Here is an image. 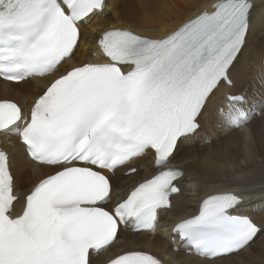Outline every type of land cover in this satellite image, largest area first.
<instances>
[{
    "label": "snow or ice",
    "instance_id": "obj_1",
    "mask_svg": "<svg viewBox=\"0 0 264 264\" xmlns=\"http://www.w3.org/2000/svg\"><path fill=\"white\" fill-rule=\"evenodd\" d=\"M106 0H0V78L52 76L28 111L0 99V133L53 171L17 194L10 157L0 150V264H95L122 226L154 231L184 173L169 166L181 145L203 135L201 117L230 76L252 27L253 0H214L162 38L112 27L97 38L100 58L57 69L79 46L81 28ZM225 93L222 128H240L252 109ZM264 107V103H261ZM152 155L159 169L113 203L117 171ZM111 173L109 176L106 174ZM233 192L207 194L173 231L198 255L216 260L248 248L264 224L240 214ZM17 205H20L19 210ZM109 264H163L128 249Z\"/></svg>",
    "mask_w": 264,
    "mask_h": 264
},
{
    "label": "bare ground",
    "instance_id": "obj_2",
    "mask_svg": "<svg viewBox=\"0 0 264 264\" xmlns=\"http://www.w3.org/2000/svg\"><path fill=\"white\" fill-rule=\"evenodd\" d=\"M253 2L256 5L247 43L230 72L234 84L222 86L215 93L201 117L203 135L182 144L170 161L185 171V179L177 183L181 191L171 196L168 213L159 211V229L132 232L130 228L122 227L116 244L101 253L95 264L106 262L115 253L128 249L143 250L159 257L168 255L172 258L169 264H264V233L237 254L206 260L186 253L182 243L177 244L178 251H172L168 238L170 229L164 222L167 215L178 218L186 215L187 211H194L205 195L225 191L238 193L241 200L251 203V210L259 208V213L254 215L255 221L264 224V188L259 186L264 184V180H260L264 178V107L260 106L264 103V0ZM212 3L214 0H106L104 13L92 17L81 28L75 54L57 69V73L66 71L72 64L99 59V56H92V52L97 53V38L106 29H130L140 35L162 38ZM52 78L37 77L20 83L0 79V99L15 100L27 111L32 100ZM224 91L245 92L248 98V107L253 111L249 122L240 128H222L217 123V111L223 106ZM4 136L9 140L7 150L19 195L53 170L31 161L17 137ZM129 167H135L137 172L125 175L126 169H121L115 174L113 203L126 198L137 181L158 171L150 153L136 159ZM19 207L17 205V209Z\"/></svg>",
    "mask_w": 264,
    "mask_h": 264
},
{
    "label": "rangeland",
    "instance_id": "obj_3",
    "mask_svg": "<svg viewBox=\"0 0 264 264\" xmlns=\"http://www.w3.org/2000/svg\"><path fill=\"white\" fill-rule=\"evenodd\" d=\"M254 4L256 5V2H255ZM262 179L264 180V178H260V180H262ZM263 180H262V181H263ZM259 186H260V188H264V184L259 185ZM219 189H220V188H219ZM260 192H261V191H260ZM262 193L264 194V192H262ZM262 193H261V195H263ZM257 196H258V193H257Z\"/></svg>",
    "mask_w": 264,
    "mask_h": 264
}]
</instances>
